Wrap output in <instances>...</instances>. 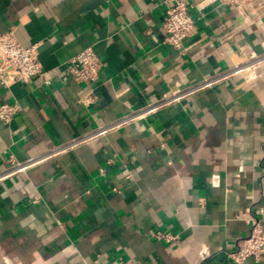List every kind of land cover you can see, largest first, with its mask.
Returning <instances> with one entry per match:
<instances>
[{"label":"crops","instance_id":"crops-1","mask_svg":"<svg viewBox=\"0 0 264 264\" xmlns=\"http://www.w3.org/2000/svg\"><path fill=\"white\" fill-rule=\"evenodd\" d=\"M176 1L210 2L190 10L198 33L180 50L161 27ZM9 31L37 46L50 84L0 82V105L20 106L0 121V264H233L234 241L254 221L264 231V13L0 0ZM87 48L97 78L63 82ZM204 80L216 84L184 94Z\"/></svg>","mask_w":264,"mask_h":264},{"label":"built area","instance_id":"built-area-1","mask_svg":"<svg viewBox=\"0 0 264 264\" xmlns=\"http://www.w3.org/2000/svg\"><path fill=\"white\" fill-rule=\"evenodd\" d=\"M220 6L231 7L241 14L261 16L264 13V1L262 0H216ZM210 2H201L194 6H188L183 2L176 1L174 5L168 6L162 19V30L165 34L164 44L180 50L183 41L193 38L197 33L196 19L190 13L193 8L202 16L204 8ZM101 70V62L91 48L82 50L66 64L63 82L72 80L79 84L93 82ZM249 68H235L231 73L238 74ZM230 73V74H231ZM41 80L44 86L50 84L46 78L41 64L38 61L37 46L22 47L16 40L12 31L0 36V82L6 86L14 83H27L32 79ZM216 84L215 80H204L194 87L188 89L184 94H191ZM20 111L17 103L0 105V121L8 125L13 117ZM111 162H108L110 164ZM12 169H19L20 165L11 163ZM104 170H100L102 174ZM155 239L158 241L174 242L176 236L168 233H157ZM233 249L226 253L227 258L233 264H245L249 259L260 260L264 256V231L258 221L251 224L248 236L238 238L233 243ZM206 253V252H205Z\"/></svg>","mask_w":264,"mask_h":264}]
</instances>
